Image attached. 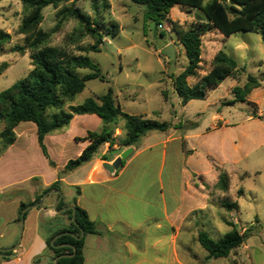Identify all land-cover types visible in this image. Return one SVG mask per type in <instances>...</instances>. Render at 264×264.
I'll return each mask as SVG.
<instances>
[{
	"label": "rangeland",
	"instance_id": "obj_1",
	"mask_svg": "<svg viewBox=\"0 0 264 264\" xmlns=\"http://www.w3.org/2000/svg\"><path fill=\"white\" fill-rule=\"evenodd\" d=\"M71 3L70 1L62 4L58 8L52 5L45 7L41 28L45 31L55 28L59 19L57 12ZM75 7L92 18L99 19L100 22H117L120 33L116 36H105L101 51L89 53L90 58L99 64L106 81L100 79L88 81L85 90L77 96L73 105H80L88 98L97 99L112 88L115 99L124 112L175 123L185 116L189 121H196L200 127V134H204L202 138L191 143L197 148L196 153L185 167V173H181L178 166L176 178L177 184L181 180L184 183L189 182L188 174L190 175L192 171L203 174L204 177L192 176V189L184 197V221L182 224L178 221L174 229L169 228L167 259L156 264H264V42L261 35L239 32L226 38L216 30L207 32L203 36L200 74L209 71L212 57L220 50L233 57L238 67L245 68V71L224 80L207 99L192 100L183 112L179 98L174 92L170 74H180L188 61L168 21H163L161 28L154 21L146 20L145 7L131 0H79ZM22 18L23 6L20 0H0V28L12 35L11 43L0 52V65L3 63L9 65L0 75V92L27 76L33 68L30 53L21 54L14 50L15 46L25 44L24 36L17 32ZM169 18L182 27L207 21L201 11L190 12L179 6L171 11ZM77 27V21L73 19L65 21L52 35L51 45L66 47L75 54L84 53L79 48L93 43L89 36L76 46L67 43V36ZM161 30L167 32L166 38L163 39L177 50L173 71L170 69L172 61L169 56L157 48ZM80 72L85 75L91 70L81 69ZM249 75L257 77L262 83V86L248 97V101L258 105L261 119L252 116L253 107L248 102L225 105L233 99V87L244 84ZM194 81L190 80L191 83ZM164 90L168 92V100L162 94ZM213 114L220 115L221 122L218 118L213 120ZM77 118L72 126L65 129L70 135L83 132L84 125L90 130H95V119L84 115H78ZM189 121H184V127L192 126ZM3 128L4 125L0 123V131ZM32 128L37 127L30 122H23L16 128L18 135L20 133L26 135L20 142L23 140L27 142L29 167L25 166L23 170L22 161H18V158H14L12 164L10 161L6 162L4 169L2 163L0 172L4 171L6 173L4 177L7 179H3L0 174L1 185L33 171L47 172L46 160L38 145L37 133H32ZM97 129L100 130L101 126ZM117 129L122 132L119 126ZM115 134L119 135L120 132L116 130ZM77 146L75 141L69 142L67 153L72 159ZM183 147L185 148V142ZM153 157L155 160L152 163L148 161L144 168L148 169L146 175L155 180L162 169V160L160 154ZM175 170L176 164L172 163L169 157L162 169L163 177H168ZM221 172H227L230 176V187L227 192L215 187V181ZM30 183L37 184L35 180ZM193 186L197 189L195 190ZM176 190L177 187L173 191L167 190L169 212L175 204ZM240 190L244 192L242 195H239ZM74 192V189L67 190V193ZM16 193L11 191L2 194L0 200H5ZM154 193L153 190L152 195L145 200L151 199L154 203L156 198ZM19 194L28 200L29 194L26 190ZM223 202H236L238 208L227 210L222 206ZM44 203L47 205L52 202L46 199ZM3 219L0 217V221ZM232 228L241 233H248L244 244L227 258L208 259L207 251L197 242L198 232L205 230L213 239L219 240ZM164 250L162 246L160 251L163 253ZM154 253L152 251L150 254L152 259L156 256ZM154 263L151 260L146 264Z\"/></svg>",
	"mask_w": 264,
	"mask_h": 264
},
{
	"label": "trees",
	"instance_id": "obj_2",
	"mask_svg": "<svg viewBox=\"0 0 264 264\" xmlns=\"http://www.w3.org/2000/svg\"><path fill=\"white\" fill-rule=\"evenodd\" d=\"M23 6V18L18 27V34L24 36L25 44L17 45L14 50L21 54L30 53L32 70L27 76L17 80L12 86L0 92V123L4 128L0 131V154H3L17 140L16 128L23 122L34 123L37 127L38 145L51 167L55 163L51 159L45 138L49 134L61 132L69 127L73 118L77 115H97L102 120V128L99 131H88L84 138L78 141L89 142L81 155L70 159L66 166L59 172V180L39 194L35 200L22 202L17 222L20 223L21 211L41 200V197L51 191L60 190V178L68 172L74 171L80 166L100 158L103 161L113 160L109 153L112 150L122 151L127 148H138L143 137L150 131L165 132L172 127L177 128L172 122L160 121L145 115H132L123 111L116 101L112 88L97 99L88 98L80 105H73L77 96L81 94L87 82L93 79L106 81L99 64L89 56L91 52H100L104 45L105 36H116L120 33L119 24L115 21L109 23L100 22L97 18L85 14L80 8L75 7L79 0H20ZM72 2L70 6L62 7L58 12V23L51 31L41 28L44 20L43 10L52 5L58 8L62 4ZM145 7L146 20L154 21L156 25L168 21L172 25V31L176 34L178 43L183 47L187 58L184 70L176 75L170 74L173 88L179 97L181 104L186 105L192 100H205L211 92L218 88L229 77H235L245 71L239 68L233 57L223 50L218 51L210 63V69L201 75L199 70L202 63L203 36L209 31H218L224 37L229 38L239 32H251L261 35L264 42V0H131ZM181 7L188 11L199 10L206 22L192 23L182 27L173 22L169 16L175 7ZM73 19L78 22V27L67 36V43L71 46L80 44L89 36L93 43L79 48L82 54H75L66 47L51 45L52 35L61 25ZM167 32L161 30L160 37L166 38ZM12 41V35L0 28V52ZM8 63L0 65V75L8 68ZM81 69H89L90 73L82 75ZM194 79V83L190 80ZM262 86L261 81L252 75L247 76V81L232 89L233 99L225 105H235L238 102H248L252 107V116L261 119L258 105L248 101V96ZM168 100V92L162 91ZM124 121L122 131L124 136H116L115 132L120 121ZM110 150L103 154L105 145ZM118 149H114L115 146ZM128 159V158H127ZM123 160L122 167L126 160ZM216 189L227 192L230 187V176L227 172L218 175ZM71 204L75 208V221L73 211L64 212L70 223L62 226L47 237V249L53 253L52 263L56 264L57 257L73 254V256L60 257L59 264H84L85 237L90 234H99L98 226L92 221L88 212L78 204L80 189ZM243 190L239 191L242 195ZM58 198L59 195H49ZM46 206V203L39 208ZM222 206L227 210L237 209L238 204L223 202ZM67 207L64 199L60 201L57 209ZM27 215V213H26ZM25 215V217H26ZM81 230L85 236H80ZM69 232L71 234H65ZM60 233L54 243L53 239ZM248 237V233H241L232 228L221 239H213L205 230L197 235V242L207 251L208 259L227 258L239 248ZM72 245L73 248L69 247ZM5 260L11 259L15 252H0ZM42 256L35 259L34 264H40Z\"/></svg>",
	"mask_w": 264,
	"mask_h": 264
},
{
	"label": "crops",
	"instance_id": "obj_3",
	"mask_svg": "<svg viewBox=\"0 0 264 264\" xmlns=\"http://www.w3.org/2000/svg\"><path fill=\"white\" fill-rule=\"evenodd\" d=\"M191 102L182 105L180 101L183 112ZM77 116L73 118L69 127L77 121ZM84 116L95 119V130H90L88 126L84 125L85 130L78 134L70 135L64 130L46 136L45 144L48 143L46 145L48 153L55 163V167H51L44 157L46 173L33 171L24 177L20 176L12 181H6L4 185L0 184V196L7 192L11 193V191L17 192L5 200H0V217L4 218L3 221H0L1 249L12 248L18 241L20 223L17 222V218L21 203L35 200L39 194L59 180V172L72 159L71 155L67 153L69 142L73 140L78 144L74 155L75 159L89 145L88 141H78L77 138H84L88 131L99 130L97 129L99 126L102 128L103 123L99 116L95 114ZM215 118H218L220 122L222 120L218 114H213L212 119L215 120ZM184 121L189 120L184 116L181 121L172 122L173 125L180 123L182 125H178L177 128L172 127L165 132L150 131L143 137L140 146L133 148L134 151L125 164L115 172L105 169L103 163H113L126 148L122 151L112 150L109 153L113 156L111 161L94 159L60 178L62 199L67 206H73L71 202L77 196L76 188H79L81 193L78 196V204L88 212L90 219L95 221L98 226L99 234H90L85 237L84 264H146L151 260L156 264L167 259L169 228L174 229L178 221L180 224L184 221V197L192 189V176L199 177L201 175L204 177L203 174L192 171L190 175L188 174L189 182L184 183L181 180L177 184L178 166L181 168L180 172L185 173V167L197 150L191 143L204 135L200 134V127L196 121H189L192 123L191 127H184ZM123 125L124 121H120L121 129ZM117 131L120 134H116V136H124L123 131L121 132L120 129ZM31 132L37 133V128H32ZM25 137L26 135L22 133L17 134L16 142L1 155L0 166L3 163V169L5 168L4 164L9 161L12 164L14 158L22 161L23 170H25V166L29 167L27 142L24 140L20 142ZM183 142H185V148ZM114 149H118V146L116 145ZM109 150L107 144L103 154ZM157 154H160L162 169L170 157L171 162L176 164V170L164 178L161 169L157 178L152 180L146 175L148 169L144 167L148 161L152 163L155 160L153 156ZM4 173V171L0 172L2 177L6 175ZM3 179L6 180L7 177ZM32 180H35L37 184H31ZM175 187H177L176 200L169 212L167 190L173 191ZM194 188L197 189V187ZM72 189L75 191L73 194L67 193V190L71 191ZM25 190L29 194L28 200L19 194ZM153 190L156 197L154 203L151 199L145 200L152 195ZM47 199L52 203L27 212L20 247L14 251L15 255L9 260H5L0 254V264H34L35 259L39 256H42L40 264L52 263L53 253L47 249L46 239L62 226L69 225L70 220L67 215L63 214L66 211L56 212L54 210V204L58 198L48 196ZM162 246L165 249L163 253L160 251ZM152 251L156 255L153 259L150 257Z\"/></svg>",
	"mask_w": 264,
	"mask_h": 264
},
{
	"label": "water",
	"instance_id": "obj_4",
	"mask_svg": "<svg viewBox=\"0 0 264 264\" xmlns=\"http://www.w3.org/2000/svg\"><path fill=\"white\" fill-rule=\"evenodd\" d=\"M222 2H224L225 0H221ZM157 48L160 49L162 51L163 54H165L166 56H169L170 60L172 61L171 62V65H170V69L171 71L174 70V67H175V59H176V54H177V50L176 48L173 46V45H168L167 42L163 39V38H160L158 40V43H157ZM134 149L132 147L130 148H127L126 150H124L120 156L113 162V163H109V162H104L103 163V167L105 169H107L108 171L110 172H115L121 165L122 161L129 158V156L133 153ZM50 194H57L59 195L58 199L56 200L55 204H54V210L56 212H64V211H67L69 209H71L73 211V222L76 223L75 221V208L74 206H67V207H64L60 210L57 209V206L58 204L60 203V201L62 200L63 198V192L59 189L57 190H51L47 193H45L42 197H41V200L38 202V203H35L33 205H29L27 207H25L22 211H21V215H20V232H19V238H18V241L16 243L15 246H13L12 248H0V252H10V251H16L20 245H21V242H22V239H23V233H24V229H25V215L26 213L31 210V209H35V208H39L44 202L45 200L47 199V197L50 195ZM77 224V223H76ZM62 234L64 233H60L58 234L52 241V243H54V241L60 237ZM65 234H71L69 232H65ZM77 239H81L85 236V232L83 230H81V235L80 236H77V235H74ZM69 247L73 248L72 245H69ZM65 256H73V254H69V255H63V256H60V257H65ZM60 257H57L56 260H55V263L56 264H59V259Z\"/></svg>",
	"mask_w": 264,
	"mask_h": 264
},
{
	"label": "built area",
	"instance_id": "obj_5",
	"mask_svg": "<svg viewBox=\"0 0 264 264\" xmlns=\"http://www.w3.org/2000/svg\"><path fill=\"white\" fill-rule=\"evenodd\" d=\"M159 26H160L161 28H163V25L160 24Z\"/></svg>",
	"mask_w": 264,
	"mask_h": 264
}]
</instances>
